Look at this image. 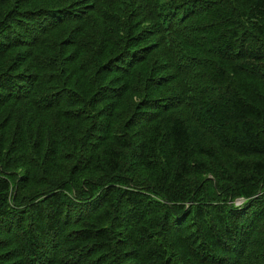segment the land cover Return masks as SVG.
Here are the masks:
<instances>
[{"label":"trees","instance_id":"1","mask_svg":"<svg viewBox=\"0 0 264 264\" xmlns=\"http://www.w3.org/2000/svg\"><path fill=\"white\" fill-rule=\"evenodd\" d=\"M0 264H264V0H0Z\"/></svg>","mask_w":264,"mask_h":264},{"label":"built area","instance_id":"2","mask_svg":"<svg viewBox=\"0 0 264 264\" xmlns=\"http://www.w3.org/2000/svg\"><path fill=\"white\" fill-rule=\"evenodd\" d=\"M237 204H238V205H240V204H241V202L239 201Z\"/></svg>","mask_w":264,"mask_h":264},{"label":"bare ground","instance_id":"3","mask_svg":"<svg viewBox=\"0 0 264 264\" xmlns=\"http://www.w3.org/2000/svg\"><path fill=\"white\" fill-rule=\"evenodd\" d=\"M47 65V64H46ZM83 75V74H82ZM36 84V83H35Z\"/></svg>","mask_w":264,"mask_h":264}]
</instances>
